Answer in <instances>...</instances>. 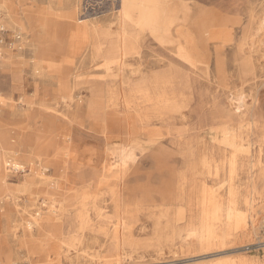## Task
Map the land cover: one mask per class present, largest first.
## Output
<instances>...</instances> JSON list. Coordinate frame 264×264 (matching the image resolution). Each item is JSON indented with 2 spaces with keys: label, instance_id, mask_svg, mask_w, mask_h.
<instances>
[{
  "label": "rangeland",
  "instance_id": "374dc122",
  "mask_svg": "<svg viewBox=\"0 0 264 264\" xmlns=\"http://www.w3.org/2000/svg\"><path fill=\"white\" fill-rule=\"evenodd\" d=\"M168 1L165 35L125 25L123 49L125 0L83 17L82 0H0V264H264L261 168L230 177L221 143L231 97L264 114V31L243 36L238 0ZM72 9L96 30L72 35ZM229 201L238 219L212 222Z\"/></svg>",
  "mask_w": 264,
  "mask_h": 264
},
{
  "label": "bare ground",
  "instance_id": "6f19581e",
  "mask_svg": "<svg viewBox=\"0 0 264 264\" xmlns=\"http://www.w3.org/2000/svg\"><path fill=\"white\" fill-rule=\"evenodd\" d=\"M238 2L244 6L241 17L245 20L242 27L243 36L249 37L251 29H255L252 33L253 35L258 36L264 31V0H238ZM62 17L67 20L70 27L69 30L72 35L85 36L90 32L94 25L93 23H88L87 21L77 20L73 9ZM76 20L78 23H76ZM38 21L39 26L41 25L47 31V36H54L52 29L56 28L55 25L49 24L47 21L40 18H37V22ZM77 24H82V26H78ZM230 59L233 62L232 65L234 67L235 63H238L237 65L242 72L252 68L251 59L238 51H234ZM261 70L264 72V66H261ZM262 84L264 85V80L260 85L263 86ZM229 101V105L233 107V110L232 112L227 113L225 120L223 119L222 121L223 129L221 128V130L223 133V139H221V143L231 152L228 165L230 177L236 170L238 164L242 168L244 166H247V168L259 166L261 168L260 175L257 178L249 176L247 183L255 184L257 182H264V162L262 159L263 150L261 146L262 141H260L261 139L259 138L261 137L264 139V125L262 124L264 114L260 111L259 95L252 100L250 108L246 111H241L240 104L243 102L241 96L239 98L231 97ZM217 130L210 129L211 132H216ZM254 139H258L256 140L258 144L256 142H252ZM253 144H256L255 148ZM249 148H254V152L250 151ZM120 152L121 153L118 154L117 159L120 166H122L126 163L127 153L125 149ZM232 194L233 193H230V195ZM208 213L210 214V220L214 223L219 221L221 215L224 216L226 223L238 219L239 217L235 202L233 201H229L226 206L213 202L211 210H209ZM189 235L197 236L200 241H209L214 236V233L210 228V224H205L202 230L197 233L193 232V234Z\"/></svg>",
  "mask_w": 264,
  "mask_h": 264
},
{
  "label": "crops",
  "instance_id": "0c3cea01",
  "mask_svg": "<svg viewBox=\"0 0 264 264\" xmlns=\"http://www.w3.org/2000/svg\"><path fill=\"white\" fill-rule=\"evenodd\" d=\"M129 1H131L129 3ZM151 1V2H150ZM126 4L124 5V11L122 14H120V21L124 25L122 30L120 31L119 41L122 42V47L125 49V43L130 42L129 41V35L128 31L125 28V25L133 24L135 26H138L140 28H149L151 31L154 32H160L163 35H165L166 30V23L165 20V14L169 13L168 11V4H164L165 2L169 3L168 0H162V2H159V0H125ZM235 2H232L227 7V13L230 17H242V11L244 9L243 4L238 2L235 6ZM205 14H213L217 13L215 10H210L207 12H204ZM219 14V13H217ZM231 25V24H230ZM202 27L200 24L197 25L196 22H194L192 28L196 29L197 27ZM213 27L211 22H208L203 25V28L205 29H211ZM230 27V26H228ZM233 29H236V26H231ZM158 29V30H157ZM96 28L93 25L90 32L95 31ZM108 36V35H105Z\"/></svg>",
  "mask_w": 264,
  "mask_h": 264
},
{
  "label": "built area",
  "instance_id": "2783aa9c",
  "mask_svg": "<svg viewBox=\"0 0 264 264\" xmlns=\"http://www.w3.org/2000/svg\"><path fill=\"white\" fill-rule=\"evenodd\" d=\"M79 12L83 17V16L99 13L101 12V8L97 7V5L90 2V0H82V4L80 6Z\"/></svg>",
  "mask_w": 264,
  "mask_h": 264
}]
</instances>
